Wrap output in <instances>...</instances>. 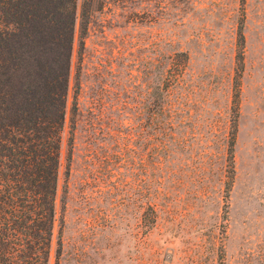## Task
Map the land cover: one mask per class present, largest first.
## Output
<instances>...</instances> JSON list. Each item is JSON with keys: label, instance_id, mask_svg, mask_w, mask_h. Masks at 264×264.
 <instances>
[{"label": "rangeland", "instance_id": "obj_1", "mask_svg": "<svg viewBox=\"0 0 264 264\" xmlns=\"http://www.w3.org/2000/svg\"><path fill=\"white\" fill-rule=\"evenodd\" d=\"M79 29L46 264H264V0H90Z\"/></svg>", "mask_w": 264, "mask_h": 264}, {"label": "trees", "instance_id": "obj_2", "mask_svg": "<svg viewBox=\"0 0 264 264\" xmlns=\"http://www.w3.org/2000/svg\"><path fill=\"white\" fill-rule=\"evenodd\" d=\"M89 5L0 0V264L47 263L75 29Z\"/></svg>", "mask_w": 264, "mask_h": 264}]
</instances>
